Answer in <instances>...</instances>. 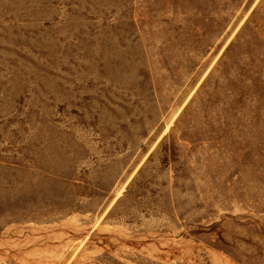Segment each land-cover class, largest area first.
<instances>
[{"label": "rangeland", "instance_id": "374dc122", "mask_svg": "<svg viewBox=\"0 0 264 264\" xmlns=\"http://www.w3.org/2000/svg\"><path fill=\"white\" fill-rule=\"evenodd\" d=\"M0 264H264V0H0Z\"/></svg>", "mask_w": 264, "mask_h": 264}]
</instances>
